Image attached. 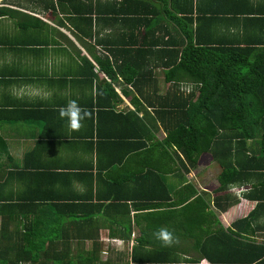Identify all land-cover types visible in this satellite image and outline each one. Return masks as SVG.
Instances as JSON below:
<instances>
[{
	"label": "crops",
	"instance_id": "1",
	"mask_svg": "<svg viewBox=\"0 0 264 264\" xmlns=\"http://www.w3.org/2000/svg\"><path fill=\"white\" fill-rule=\"evenodd\" d=\"M117 1L0 0V138L6 148L0 151L2 194L17 201L32 188L33 196L40 197L32 204L53 209L46 214L32 211V217L91 220L81 226L66 222L61 231L68 237L89 234L94 239H70L57 251L97 250L101 264H147L153 251L173 253V264H211L199 258L194 242L184 239L187 229L165 227L177 242L173 249L161 246L153 237L159 227L152 224L161 220L156 216L173 212L171 219L176 215V224L183 223L187 218L180 207L197 200L192 231L202 223L208 235L222 238L224 232L236 237L235 222L256 206L245 197L251 186L239 183L217 192L219 168L210 153H202L190 166L175 146L165 143L163 125L175 120L170 115L156 119L152 100L176 101V96L185 98L194 91L195 101L196 86L181 84L176 91L163 82L157 68L155 78L148 75L139 92L118 73L111 79L99 70L94 57L114 54L119 60L122 55H110L109 49L134 50L154 39L152 16L140 17L141 25L130 21L139 17L114 13ZM191 4V26L200 29L203 44L254 49L264 61V0ZM163 20L159 25L172 32L176 25L165 15ZM177 30L176 42L182 43ZM161 36L167 41L165 33L154 35ZM69 100L90 114L78 131L70 130L59 116L58 109ZM247 146L256 150L257 141L249 140ZM8 174L12 175L5 180ZM234 188L244 191L237 195ZM258 220L264 223V213ZM251 234L252 244L264 243V227ZM226 244L225 239L218 242Z\"/></svg>",
	"mask_w": 264,
	"mask_h": 264
},
{
	"label": "trees",
	"instance_id": "2",
	"mask_svg": "<svg viewBox=\"0 0 264 264\" xmlns=\"http://www.w3.org/2000/svg\"><path fill=\"white\" fill-rule=\"evenodd\" d=\"M118 1L114 6V13L118 15L131 18L152 16L149 23L156 27L151 32L154 39L150 43H141L134 50L109 49L110 55L113 52L122 55L119 60L114 58V54L111 58L94 57L99 70L111 79L115 72L118 73L139 92L147 84L148 75L152 77L157 68L162 70L163 82L170 83L176 91L181 84L196 86L198 96L195 101L194 91L185 98L176 96L179 103H175V97L152 100L156 119L162 120L170 115L175 120L163 125L167 132L165 143L175 146L190 166L197 163L202 153H210L219 168L217 192L225 191L234 184H249L251 188L246 190L245 197L256 202L245 218L235 222L233 227L239 231L236 237L224 232L222 238L218 234L208 235L202 223L192 231L196 224L192 217L198 211L195 205L197 200L180 207L179 212L187 218L183 223L176 224V215L171 219L173 212H167L163 213L164 216L157 215L161 220L152 225L187 229L184 239L194 242L199 258L211 264H264V243L252 244L250 241L254 229L264 227V223H257L258 214L264 213V61L258 59L259 54L254 49L222 43L203 44L199 40L200 29L197 31L191 26V0H170V3L169 0ZM91 5L89 3L88 14L92 11ZM129 8L133 10L129 11ZM177 14L181 17L178 18ZM164 15L178 28L182 43L176 42V27L170 32L169 26H162ZM139 18L130 21L144 24L143 19ZM88 21L91 25L90 18ZM158 33H165L167 41L164 42L162 36V39L155 38L154 35ZM249 140L257 141L256 150L247 146ZM0 146L3 147L0 151H6L1 138ZM19 177L24 178L22 175ZM3 188L4 185H1L0 264H101L97 250H55L58 246L63 248L65 241L70 243V239H94L89 234L68 237L61 231L66 222L81 226L91 220L64 221L48 218L47 215L34 218L32 211L46 214L53 209L33 205V201L40 197L33 196L32 188L26 189L16 198L17 201L13 196H4ZM203 208L205 205L201 206ZM239 238L248 239L249 242L242 243ZM224 239L227 243L225 247L218 246V242ZM2 241H5L4 246H1ZM209 243H213L214 247H209ZM227 251L229 254H226ZM172 254L153 251L145 260L147 264H173ZM188 262L194 264L199 260Z\"/></svg>",
	"mask_w": 264,
	"mask_h": 264
},
{
	"label": "clouds",
	"instance_id": "3",
	"mask_svg": "<svg viewBox=\"0 0 264 264\" xmlns=\"http://www.w3.org/2000/svg\"><path fill=\"white\" fill-rule=\"evenodd\" d=\"M59 116L67 121V126L72 131H78L82 127V121L90 115L87 109L82 108L77 101L69 100L67 104L58 109ZM153 237L163 247H171L177 242L173 232L165 227L153 232Z\"/></svg>",
	"mask_w": 264,
	"mask_h": 264
},
{
	"label": "built area",
	"instance_id": "4",
	"mask_svg": "<svg viewBox=\"0 0 264 264\" xmlns=\"http://www.w3.org/2000/svg\"><path fill=\"white\" fill-rule=\"evenodd\" d=\"M242 191H244V190H243V189H236V188L232 189V192L236 193L237 195H238L240 192H242Z\"/></svg>",
	"mask_w": 264,
	"mask_h": 264
},
{
	"label": "rangeland",
	"instance_id": "5",
	"mask_svg": "<svg viewBox=\"0 0 264 264\" xmlns=\"http://www.w3.org/2000/svg\"><path fill=\"white\" fill-rule=\"evenodd\" d=\"M159 77H161L162 79H163V76H159ZM208 161V158H206L205 159V162H207ZM201 264H206V263H204V262H200Z\"/></svg>",
	"mask_w": 264,
	"mask_h": 264
}]
</instances>
